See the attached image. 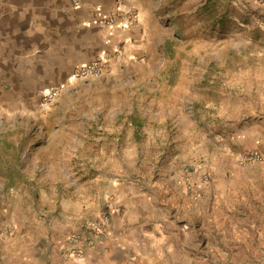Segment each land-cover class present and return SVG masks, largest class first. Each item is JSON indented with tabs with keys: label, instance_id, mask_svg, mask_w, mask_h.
Segmentation results:
<instances>
[{
	"label": "crops",
	"instance_id": "0c3cea01",
	"mask_svg": "<svg viewBox=\"0 0 264 264\" xmlns=\"http://www.w3.org/2000/svg\"><path fill=\"white\" fill-rule=\"evenodd\" d=\"M159 1L0 0V225L13 226L0 237V264H202V217L219 211V178L233 173L232 155L264 154V71L247 74L242 107L230 87L219 102L211 75L217 131L202 147L187 89L162 71L171 41L161 18L170 13L160 16ZM232 4L264 32V0ZM104 15L112 30L98 25ZM104 56L99 78L77 76L78 65ZM59 84L64 91L44 103L39 92ZM209 151L221 160L213 169L201 163ZM102 214L108 225L90 231ZM231 234L237 249L241 235ZM71 237L80 259L63 257Z\"/></svg>",
	"mask_w": 264,
	"mask_h": 264
},
{
	"label": "rangeland",
	"instance_id": "374dc122",
	"mask_svg": "<svg viewBox=\"0 0 264 264\" xmlns=\"http://www.w3.org/2000/svg\"><path fill=\"white\" fill-rule=\"evenodd\" d=\"M158 7L160 16L170 13V18H161L167 27L164 31L170 34L171 41V60L162 71L171 73L175 78L172 81L175 87L181 82L187 89L188 113H196L198 121L201 119L196 131L200 128L203 133L196 140L202 138L203 147L211 135L210 131L214 133L216 124L211 118L209 103L211 89H214L212 86L215 87L217 81L212 80L211 75L216 72L219 77V102L227 101L230 87L231 91H237L241 99L239 107H242L247 94L241 85L246 83L247 74L264 71V60L259 59L264 52V32L260 33L259 18L245 16L246 13L239 6L233 5L232 0H160ZM261 37L263 39L260 40ZM259 47L263 48V52H260ZM157 52L161 59V49L158 48ZM182 72L186 75L180 81L177 75ZM254 78L252 82H258ZM251 95L256 97V93ZM195 96L199 102H195ZM205 101L208 106L202 107ZM201 115L205 116L203 120ZM246 152L258 153L262 159L240 165L238 161ZM215 156L209 151L201 163H209L212 165L210 169H213L221 163V160L214 159ZM231 161L236 166L233 173L221 176L218 180V189L222 192L219 211H208L202 217V239L198 242L202 250L197 261L202 264H264V154L245 151L232 155ZM189 181H186L187 189L188 183L191 186ZM201 182L211 183L207 171L201 174ZM2 227L0 225V229ZM233 230L241 235L237 249L232 246L234 243L230 239ZM243 235L251 244L250 248L244 246ZM0 237L4 235L0 234ZM166 258L177 262L183 257L172 255ZM186 260L194 262V257H186Z\"/></svg>",
	"mask_w": 264,
	"mask_h": 264
},
{
	"label": "built area",
	"instance_id": "2783aa9c",
	"mask_svg": "<svg viewBox=\"0 0 264 264\" xmlns=\"http://www.w3.org/2000/svg\"><path fill=\"white\" fill-rule=\"evenodd\" d=\"M73 2L74 4H77V0H73ZM135 19L136 16L134 14H129L127 16V23L132 24ZM97 23L100 27H105L109 30H112L115 27V21L110 15L99 16ZM109 65L107 57H100L94 62L78 65L76 67V74L79 77L99 78L109 68ZM65 88V84H59L55 87L41 90L39 95L44 103H50L54 101ZM261 159L262 156L258 153L246 152L242 155L238 162L240 165H244L247 163L258 162ZM188 188H190L189 183ZM108 221V216L106 214H102L97 220L89 223L88 229L92 232H98L108 225ZM12 229L13 227L11 225H5L2 229H0V234L6 236L11 233ZM78 242L79 239L77 237H71L69 245L70 249L63 253L65 258H82L79 248L77 246L74 247ZM86 243L88 245H92L91 241H87Z\"/></svg>",
	"mask_w": 264,
	"mask_h": 264
}]
</instances>
